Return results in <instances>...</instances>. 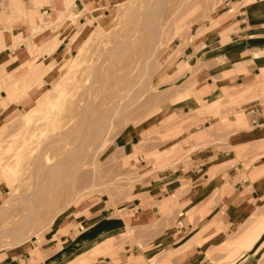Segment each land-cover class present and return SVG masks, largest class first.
<instances>
[{"label":"rangeland","instance_id":"rangeland-1","mask_svg":"<svg viewBox=\"0 0 264 264\" xmlns=\"http://www.w3.org/2000/svg\"><path fill=\"white\" fill-rule=\"evenodd\" d=\"M261 2L117 0L88 26L81 21L86 9L79 12L74 5L69 18L77 31L70 39H77L53 75L58 79L40 83L42 92L34 91L26 108L25 95L12 97V106H21L15 112L7 107V88L0 85V264H97L106 256L115 263L133 246L147 248L135 240V227L123 226L121 218L131 213L127 206L158 205L162 216L176 210V225L183 219L181 193L175 191L176 201L166 205L153 203L149 189L162 188L158 179L170 173L181 152L182 133L203 126L205 117L224 135L226 157L217 169L224 173L235 166L231 150L238 157L246 153L228 143L244 128L242 111H235L241 103L225 97L229 94L216 89L215 82L207 86L204 71L213 74L214 66H224L225 57L208 37L226 18V9ZM52 6V0L43 3L49 11L38 14L35 32L3 23L12 27L16 39L8 48L19 53L18 63L46 50L36 48L38 32L48 34V47L60 37L64 21L55 20ZM5 12L0 0V15ZM69 43L59 44L57 54ZM14 80V73L0 75V84ZM242 163L249 170L250 162ZM262 175L243 171L242 177L256 182ZM95 202L105 214L93 225L87 209ZM248 206L253 211L242 221L239 217L242 227L236 223L220 232L218 244L196 264H264L263 189H256ZM249 233L256 235L251 251L234 253ZM165 254L131 264H167Z\"/></svg>","mask_w":264,"mask_h":264},{"label":"crops","instance_id":"crops-1","mask_svg":"<svg viewBox=\"0 0 264 264\" xmlns=\"http://www.w3.org/2000/svg\"><path fill=\"white\" fill-rule=\"evenodd\" d=\"M45 1L4 0L9 13L0 15V75L3 77L14 73L15 80L10 85H0L8 90L4 98L8 100L7 107L10 110L13 108L11 112L20 111L21 108L12 106V97H16L18 93L25 95L26 108L36 95L34 91L42 92L43 86L37 88L40 83L48 85L58 79V74L53 75L66 59L65 50L70 49L71 55V47L77 39H70V34L77 31L74 20L69 18L72 14L69 11L74 5L80 7L79 12L86 9L80 20L88 26L92 19L106 16L107 9L117 3V0H52L54 14H50L54 15L55 20L64 21L60 37L53 46L48 47V34L37 31L36 48L41 50L46 46V50L41 51L40 56L35 53L30 60L20 64L16 60L19 53L8 48L16 39L11 32L12 27L9 25L11 30H8V25L3 23L8 24V20L19 25L18 32L20 29L35 32L34 21L38 22V14L48 10L42 7ZM43 10L46 11L41 12ZM237 10L238 12H234ZM63 13L65 17H61ZM223 15L226 18L208 40L213 41L214 47L221 51L226 60L224 66L219 68L221 71L218 66H214L216 72L213 74L212 71H204V79L207 86H212L215 82L216 89L229 94L225 97H232L241 103V107H235V111H242L244 128L232 134L228 143L237 150L245 149L246 153L239 155L241 160L237 161L238 154L231 150L229 160L236 161V164L223 173L221 169H217L226 157L222 143L224 135L221 131L217 132L222 127L212 129L211 119L205 117L203 126L186 129L180 139L181 152L174 158L170 173L158 179L162 188H158L157 184L149 189L153 203L165 202L166 205L176 201L172 196L175 191L181 193L177 201L182 206L183 219L176 225L173 222L176 210L171 215L162 216L158 205L127 206L131 213L121 218L123 226L135 227L138 231L135 240L147 248L142 250L133 246L132 252L127 250L122 259H115V263L106 256L99 257L97 264H131L133 261L154 257L162 251L166 253L163 259L167 264H196L209 246L218 244L220 232L234 227L236 223L238 228L242 227L239 217L242 221L244 216L253 211V207L248 204L254 199L256 189L264 190V3L249 7H228ZM63 41L70 43L63 53L57 54L56 48ZM207 65L213 68L212 64ZM213 75L216 77L215 81L212 79ZM258 84H262L261 87ZM184 113L188 114V109ZM246 160L250 162L247 171L242 163ZM243 171L249 176L257 173L263 175L254 182L242 177ZM87 214L95 218L92 222L96 225L101 221L99 216L105 214V209L99 202H95L89 205ZM187 215L191 218H187ZM255 239V233H249L243 239L244 244L235 246L234 253H249ZM250 242L251 246L245 247ZM25 253L27 251H22V255Z\"/></svg>","mask_w":264,"mask_h":264}]
</instances>
